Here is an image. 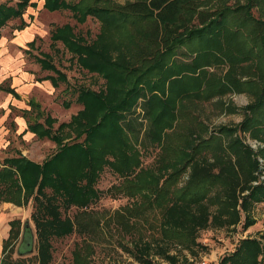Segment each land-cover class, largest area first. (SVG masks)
Listing matches in <instances>:
<instances>
[{"label":"trees","instance_id":"obj_1","mask_svg":"<svg viewBox=\"0 0 264 264\" xmlns=\"http://www.w3.org/2000/svg\"><path fill=\"white\" fill-rule=\"evenodd\" d=\"M43 1L45 10L68 11L78 24H85L88 18L99 22L100 32L92 41L77 34L71 24L57 27L51 34V46L58 53L56 45L62 43L71 59L102 78L105 87L99 91L81 87L77 102L83 109L57 129L51 116L41 123L37 119L41 118L40 112L32 121L31 111H23L28 117L26 132L54 142L58 149L42 163L18 152V156L6 158L0 165V202L19 207L33 202L38 245L34 258L14 259L23 223L13 220L0 264H51L52 241L74 233L85 239L76 245L71 264H93L94 242L107 226L106 219L102 222L87 210L101 199L103 193L97 185L106 168L123 179L119 192L140 198L133 206L115 211L107 221L123 236L138 235L131 248L123 247L140 264H158L152 255L178 264L170 245L197 255L198 248H206L197 241L201 230L239 221L237 206L245 191V211L251 203L264 202V183L252 187L258 165L250 151L234 138L227 148L234 160L228 159L223 146L214 144L219 136L203 139L199 133H204L205 127L198 124V131L185 123L183 108L186 100L211 101L231 93L252 94L255 100L248 105L240 125L235 129L223 126L219 134L232 137L238 128L264 138V0L225 4L210 11L199 10L204 5L202 0H140L124 5L116 0ZM29 6L35 7L36 3L17 0L15 5L0 4V30L10 21L22 19ZM256 8L260 18L253 15ZM29 46L34 47L35 41ZM182 56L191 59L181 62ZM35 58L42 70L54 71L57 78L68 82L67 75L54 65L53 56ZM224 63L229 70L222 78L208 72L210 67ZM244 63L258 81L236 77ZM250 64L255 68L250 70ZM45 80H51L55 88L59 86L55 77L38 79ZM1 90L20 99L10 87L1 86ZM30 106L40 108L34 101ZM64 106L70 107L68 103ZM139 109V115L147 121L144 131L141 118L136 116ZM144 140L162 150L159 173L143 168ZM212 148V163L199 157ZM167 153L174 155L173 161L168 160ZM188 168L192 169L189 182L178 188ZM212 207H217L215 213ZM73 208L78 210L74 218L63 215V210ZM153 212L159 216L156 230L160 238L140 242L142 227L138 218L146 217L145 223ZM254 223L247 217L245 227ZM24 227L31 232L29 225ZM263 254L260 239H245L220 264H261Z\"/></svg>","mask_w":264,"mask_h":264},{"label":"rangeland","instance_id":"obj_2","mask_svg":"<svg viewBox=\"0 0 264 264\" xmlns=\"http://www.w3.org/2000/svg\"><path fill=\"white\" fill-rule=\"evenodd\" d=\"M16 1L0 0V4L15 5ZM31 1L36 3L35 7L29 6L22 19L12 20L0 30V85L13 86L15 76L22 77L26 74L34 76L33 79H35V82H25V84L21 85L20 93L22 99L20 102L14 101L9 104V101L3 95L4 93L0 91V165L4 159L18 156V152H21L38 163L44 162L57 152L58 148L54 142L48 139L41 140L31 133L23 134V129L27 127L28 120V117H24L22 113L23 109L31 111L29 117L32 121L38 119L39 122L44 123L46 117L48 115L51 116L56 120L54 128L57 129L61 123L69 122L73 116L83 109V106L77 102L78 91L81 87L91 88L95 91H99L105 87V81L102 78L83 70L71 59L72 56L65 50L62 43H57L56 49L58 53H55V49H52V41L50 38L51 33L56 27L71 24L74 26L77 34L83 35L89 41H92L100 32L99 22L94 18H88L87 22L81 25L72 18V14L68 11L51 13L43 8V0ZM135 1L140 0H116L121 5ZM202 1L204 5H200V11H210L225 4L243 5L247 3L246 0ZM252 12L254 16L257 18L259 16L260 18L258 8ZM195 23L197 24V20ZM21 27L23 28L21 29ZM33 40H36V44L34 47H30L29 43ZM43 54L53 56L54 65L58 70L67 75L68 82L57 78L58 75L54 71L41 69L35 57ZM190 59L191 57L182 56L179 58V61L188 62ZM255 66V64H250V70L251 67L255 68ZM228 70L229 66L224 63L220 66L210 67L208 72L216 78H222ZM241 70L243 71L236 74V77L240 81L252 79L258 81V76H254L255 74L252 75L253 70L249 71V73L247 72L245 63ZM49 76L58 79L59 86L57 88L54 86L50 87L44 82L37 84V79H44ZM47 81L52 83L51 80ZM31 99L37 102L40 108L30 110L31 107L28 103ZM254 100L252 94L231 93L211 101L186 100L183 105L186 111L185 123L193 125L198 131L200 128L198 124L204 126L206 129L205 132L199 133L203 139L219 136V139L214 141V144L217 143L223 146L228 159L234 160V156L227 151L228 145L234 138H237L243 144V147L250 151L252 159L258 165L257 178L252 182V187H255V183L257 182H260V184L264 183V138H256L251 132L242 131L238 128L234 132V135L229 137V135L219 134V129L223 126L235 129L240 125L245 118L248 105ZM64 103H68L70 107L67 109ZM38 112L41 113V118L35 119ZM136 113L138 114L136 116L140 119V115L142 114L141 110H137ZM139 123L143 124L142 131H144L147 128V121L142 117ZM248 137L259 143L258 151L252 150L249 146L247 143ZM143 143L144 145L141 149L143 168L153 169L155 173H159L158 168L161 165L162 150L157 146L151 145L148 140H144ZM197 143L198 141L193 145ZM213 152L214 149L212 148L205 155H199V157L212 163L214 160ZM166 155L169 157V161H173L175 158L173 154L168 155L167 153ZM260 158L263 162H260ZM191 171L192 169L188 168L182 175L178 188L184 187L189 182ZM167 173H171V170ZM123 182V179L119 175L115 174L109 168H106L97 185V188L103 193L101 199L87 210L88 212H92L102 222L106 219L107 226L105 231L99 234L97 240L94 242L95 254L93 256V264H140L123 247V245H128L131 248V242L137 241L139 238L138 235L133 237L123 236L115 227H110L107 222L115 211L140 202L138 196H128L124 192H119L118 187ZM216 191L217 188L210 193V196H213ZM259 207V210L254 213L258 225L250 234L253 237H260V233L264 231H262L264 226V203ZM216 208H211L212 213L216 212ZM33 212V202L28 207H19L12 203L0 202V261L2 258L3 244L9 237L11 230L10 222L13 220H20L23 223L21 237L14 249V259L22 257L34 258L37 255L38 245L36 230L32 220ZM77 212L78 210L75 208L68 212L63 210V215L74 218ZM145 218H138V223L142 227L140 242L142 240L149 242L160 238V234L156 230L159 224L158 214L155 212L149 214L147 221L144 223L143 220ZM24 225H29L31 232H27ZM217 230L218 228L212 227L209 230L200 232L199 241L203 244H224L222 239H227L226 242L228 241V243L226 245L228 249L232 244L236 243L237 239L233 238V233L229 229H224L225 231L223 232H218ZM239 231L240 229H236L235 233ZM84 239L85 237L78 233H74L65 238L54 239L52 241L53 259L51 264H71L72 253L76 245L82 243ZM169 248L174 253L182 254L180 247L170 245ZM151 259H154L158 264H166L164 260L153 255ZM200 261L201 259L198 258L195 264H200ZM262 261L264 264V258ZM182 264L188 263L183 262Z\"/></svg>","mask_w":264,"mask_h":264},{"label":"crops","instance_id":"obj_3","mask_svg":"<svg viewBox=\"0 0 264 264\" xmlns=\"http://www.w3.org/2000/svg\"><path fill=\"white\" fill-rule=\"evenodd\" d=\"M51 13H55V12H51ZM59 27H61V26H59ZM33 41H35V44H36V40H33ZM33 78H34V76H31L30 74H26V75H24L22 77H16L15 76V78L13 79V81H14L13 82V86H5V85L1 84L0 85V91L4 93L3 95L5 96V99H7L9 101V104H11V102H14V101L15 102L16 101L20 102V100L22 99V95L20 93L21 85L25 84V82H35V79H33ZM36 82H37V84L44 82L45 84H47L50 87L53 86L52 83H50V81H47V80H45V81H38V79H37ZM1 86L10 87V88L14 89L16 91V93H18L20 95V99H17L12 94L7 93V92L1 90ZM31 101H34V100L31 99L29 101V103H28L29 106H30V102ZM31 109H32V107H31ZM25 110L23 109L22 110V113ZM26 130H27V127L25 129H23V131H24L23 134L24 135L27 134V133H30V132H26ZM247 194H248V191H245L244 193L241 194V197H239L237 211L240 214V219H239V221L237 223L232 224V225H229V226H223V225L216 226V225H212V226L208 227L207 229H203V230L200 231V232H202V231H205V230H209L212 227L218 228V230H217L218 232H223V231H225L224 229H229L230 232L233 233L232 234L233 235V238L234 239L235 238L237 239L236 240V243L235 244H232L229 249H228V247L226 245L228 243V241L226 242L227 239H222V241L224 242V244H215V243H208V244L207 243H204L203 244V243H201L199 241V234H200V232H199L197 241L199 243H201L203 246H205L206 248H204V249L203 248H198L197 251H196L197 252V255H192L188 250H183L181 247H180V249L182 250L181 253L183 255L182 254H179V253H176V252L174 253V252L171 251L172 255H177V257H178V264H182L183 262H186L188 264H193V263L195 264V262L197 261L198 258L201 259L200 264H202V262L204 260H207L209 262V264H220L221 259L225 255L234 252V250L239 245L240 241L245 240V239H260L261 240V243H262V245L264 247V231H263L264 230V226L262 228V231L263 232L260 233V237L259 236L258 237L257 236L256 237L250 236V234L253 232V229L255 227H257V225H258L257 218L254 217V213H255V211L259 210V208H260L259 206L261 204H263L264 202H254V203H251V206H250L249 211H245L244 210V207H243V199H242V197L245 196V195H247ZM247 217H250L255 223L253 225H251V226H249V227L246 228L245 227V223H246ZM263 223H264V221H263ZM236 229H240V231L235 233V230ZM238 239H240V240H238ZM263 258H264V254L260 257L261 264H263V261H262ZM166 264H169V263H166Z\"/></svg>","mask_w":264,"mask_h":264},{"label":"built area","instance_id":"obj_4","mask_svg":"<svg viewBox=\"0 0 264 264\" xmlns=\"http://www.w3.org/2000/svg\"><path fill=\"white\" fill-rule=\"evenodd\" d=\"M247 143L249 144V146L252 148V150H254V151H258L259 150V143L256 141V140H252L251 138H247ZM263 162V160L260 158V162ZM260 184V182L258 183H255V185L257 186V185H259ZM202 264H209V262L207 261V260H204L203 262H202Z\"/></svg>","mask_w":264,"mask_h":264}]
</instances>
